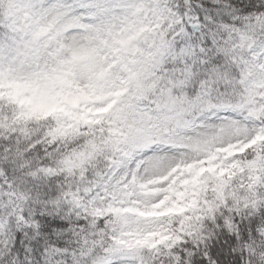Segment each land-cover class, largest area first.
<instances>
[{"label":"snow or ice","instance_id":"6c2138e0","mask_svg":"<svg viewBox=\"0 0 264 264\" xmlns=\"http://www.w3.org/2000/svg\"><path fill=\"white\" fill-rule=\"evenodd\" d=\"M0 264H264V0H0Z\"/></svg>","mask_w":264,"mask_h":264}]
</instances>
